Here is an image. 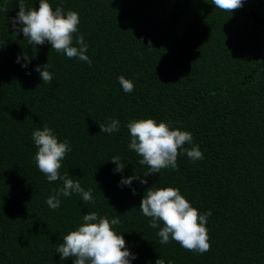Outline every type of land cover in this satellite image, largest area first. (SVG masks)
Instances as JSON below:
<instances>
[{
	"label": "trees",
	"instance_id": "16d2710c",
	"mask_svg": "<svg viewBox=\"0 0 264 264\" xmlns=\"http://www.w3.org/2000/svg\"><path fill=\"white\" fill-rule=\"evenodd\" d=\"M245 1L264 20V0ZM18 2L0 0V264H73L56 248L88 212L119 216L112 227L135 254L131 264H264V27L242 7L230 13L212 0H49L79 14L89 66L14 33ZM24 3L39 8V0ZM24 53L34 57L27 68ZM47 63L51 84L34 70ZM148 118L191 132L204 159L178 155V170L144 177L149 168L128 148L126 125ZM109 119L119 131L101 132ZM45 124L71 144L60 174L92 189L94 203L73 193L55 210L46 204L63 183L36 165L32 133ZM134 174L147 183L120 186ZM153 184L179 189L200 214L211 210L208 252L160 244L139 209Z\"/></svg>",
	"mask_w": 264,
	"mask_h": 264
},
{
	"label": "clouds",
	"instance_id": "9594fccd",
	"mask_svg": "<svg viewBox=\"0 0 264 264\" xmlns=\"http://www.w3.org/2000/svg\"><path fill=\"white\" fill-rule=\"evenodd\" d=\"M212 3L223 11L232 13L233 10L243 6L242 0H212ZM19 11L14 17L9 18L14 33H23L28 44L32 46L48 43L56 52H63L69 59L78 58L91 66V60L86 55L87 44L84 36L79 34V14L67 11L62 7L53 10L49 0H39L38 10L27 7L24 0L18 2ZM0 11H7L0 8ZM74 34L75 37H74ZM75 44L73 46V41ZM27 53L23 59L27 62L22 67L27 68L31 59ZM17 62H20L18 56ZM49 65H37L35 71L39 73L42 82L51 84L53 76L48 70ZM30 74V73H28ZM118 81L125 93L134 90V83L119 76ZM103 133L112 134L119 131L120 121L109 119L106 124H99ZM126 127L130 133L128 148L142 157L138 163L146 165L149 171L144 177L159 173L162 169L178 170V155L186 154L193 162L203 160L204 156L198 145L193 144L192 133L172 126L171 122L160 121L157 123L152 118L130 120ZM32 140L37 147L35 161L38 169L47 177L48 182L62 181L61 188L53 189L54 194L49 196L46 204L52 210L60 207V197H70L73 193L81 196L85 204L94 203L92 189L85 191L77 179L70 178L68 172L60 174L62 160L70 152V141L65 139L59 142L53 130L47 124L42 129L37 128L32 133ZM190 145V147H185ZM179 150V151H178ZM116 165L115 172L122 173L125 165L119 156L110 160ZM139 175L122 178L120 186H131L133 180ZM141 184H146V179H139ZM133 195L136 190L132 188ZM139 209L145 217L150 218L149 227L158 229L157 236L161 245H167L174 240L186 250L204 254L210 250L209 235L206 228L211 210L200 214L196 208L173 187L158 188L153 184L148 187L140 202ZM130 211V210H129ZM121 223L119 216L109 220L107 216H99L96 212H88L82 216V222L68 234L63 235V242L56 248L61 260L73 258V264H131L136 259L126 247L123 235L113 230V225ZM162 225V226H161ZM155 264H166L163 258ZM167 264H174L168 260Z\"/></svg>",
	"mask_w": 264,
	"mask_h": 264
},
{
	"label": "water",
	"instance_id": "95a60500",
	"mask_svg": "<svg viewBox=\"0 0 264 264\" xmlns=\"http://www.w3.org/2000/svg\"><path fill=\"white\" fill-rule=\"evenodd\" d=\"M243 6L242 8L246 11V13L259 25L264 27V20H262L247 4L245 0H242Z\"/></svg>",
	"mask_w": 264,
	"mask_h": 264
}]
</instances>
